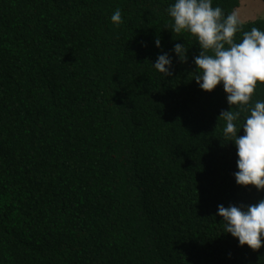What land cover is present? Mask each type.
<instances>
[{"label":"trees","instance_id":"16d2710c","mask_svg":"<svg viewBox=\"0 0 264 264\" xmlns=\"http://www.w3.org/2000/svg\"><path fill=\"white\" fill-rule=\"evenodd\" d=\"M240 2L212 6L226 17ZM174 3L0 0V264H264L218 215L264 190L236 183L227 94L196 83L200 47L172 32ZM253 27L264 18L235 41Z\"/></svg>","mask_w":264,"mask_h":264},{"label":"clouds","instance_id":"9594fccd","mask_svg":"<svg viewBox=\"0 0 264 264\" xmlns=\"http://www.w3.org/2000/svg\"><path fill=\"white\" fill-rule=\"evenodd\" d=\"M167 11L174 21L172 32H187L198 41L200 53L194 58V79L199 87L212 92L223 84L230 110L222 111L219 118L226 125L225 138L237 148L236 183L264 190V101L247 108L257 83L264 84V31L256 27L243 31L242 40L237 43L236 34L243 28L241 18L235 11L225 17L219 6H212V0H175ZM111 21L115 25L122 23L119 8ZM155 43L160 46L159 39ZM174 51L181 62L186 61L183 45L175 44ZM171 63L167 54L160 55L154 68L168 76ZM233 106L240 110L232 111ZM241 111H249L250 115L242 126L244 135L238 136L234 121L240 118ZM218 215L223 217L225 232L237 238L241 247L247 245L258 251L264 246V199L247 207L219 205Z\"/></svg>","mask_w":264,"mask_h":264},{"label":"rangeland","instance_id":"374dc122","mask_svg":"<svg viewBox=\"0 0 264 264\" xmlns=\"http://www.w3.org/2000/svg\"><path fill=\"white\" fill-rule=\"evenodd\" d=\"M235 12L242 22L264 18V0H241Z\"/></svg>","mask_w":264,"mask_h":264}]
</instances>
